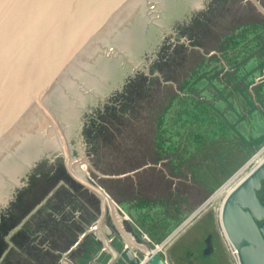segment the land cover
I'll return each instance as SVG.
<instances>
[{
	"label": "water",
	"instance_id": "1",
	"mask_svg": "<svg viewBox=\"0 0 264 264\" xmlns=\"http://www.w3.org/2000/svg\"><path fill=\"white\" fill-rule=\"evenodd\" d=\"M247 52L261 58L250 82L253 68L234 79L230 66ZM207 91L223 103L211 108L216 125H232L211 140L203 132L221 133L215 124L190 128L182 107L190 95L214 102ZM254 110L264 123V0H0V231L13 224L3 240L52 195L32 209L26 191L61 179L93 200L91 226L111 225L128 244V264H168L123 214L158 244L264 143L254 144ZM263 196L264 161L222 205L238 264H264ZM95 238L114 264L105 233ZM80 239L62 253L45 249L66 263Z\"/></svg>",
	"mask_w": 264,
	"mask_h": 264
},
{
	"label": "flooded vegetation",
	"instance_id": "2",
	"mask_svg": "<svg viewBox=\"0 0 264 264\" xmlns=\"http://www.w3.org/2000/svg\"><path fill=\"white\" fill-rule=\"evenodd\" d=\"M153 181L158 182L157 179ZM49 185L50 184L41 185V183H39L35 188H32L30 192L26 191L27 193L25 194L24 199L28 205H25L28 207L30 205L36 204L43 194L48 192ZM143 186L147 187L148 185L144 184ZM75 190L76 187H74V185L71 183H62L61 188H59V186L56 187L55 193L53 192L51 197L47 200V202L50 201L51 204H47L48 207L44 206L41 208V211H38L39 213L36 212V214L26 222L23 230L18 232V236L20 237H18L16 242L13 244H11L12 241L5 242L1 235L2 232L7 231L5 229L10 228L13 224L4 225L2 231H0V255L6 253L5 260L7 263L60 264L59 262L61 256L59 253H54L56 252L55 250L65 252L72 246V244H75L77 238L79 237L78 234H82L86 230V223L89 222L90 216L94 214V202L90 196L83 191L80 193L79 191L76 192L77 190ZM27 197H29V200ZM261 200H264V196L261 198ZM49 209L52 211L48 212ZM72 209H76V211H73ZM53 212L57 214L62 212L61 218L57 217L55 214H52ZM22 213L23 212H21L19 215L16 214L14 216V220L16 221V219ZM43 213L45 214L43 215ZM31 219L35 220L33 221ZM36 220L37 222L35 223ZM28 225L29 227L27 228ZM87 227L90 228V225ZM25 229L26 232L24 231ZM41 231H46L47 233L45 232V235L43 236ZM107 232L108 230L106 229V233ZM107 237L111 236L108 235ZM84 241L87 246L83 244L84 247H82L80 255H78L76 258L75 256L72 257V252L74 250L69 254V259L73 258L72 261L68 259L70 264H90L91 261L97 256V251L103 246L98 240H96L94 233H90L89 236L84 239ZM205 243L206 247H209L207 239L205 240ZM46 247L50 248L54 252L52 253L49 250H46Z\"/></svg>",
	"mask_w": 264,
	"mask_h": 264
},
{
	"label": "rangeland",
	"instance_id": "3",
	"mask_svg": "<svg viewBox=\"0 0 264 264\" xmlns=\"http://www.w3.org/2000/svg\"><path fill=\"white\" fill-rule=\"evenodd\" d=\"M263 146H264V143L257 150H255L237 169H235L218 187H216L198 206H196L178 225H176L158 244H154L151 241L152 242L151 247L158 248L159 244H161L162 241H164L172 232L175 233L179 229V227L182 226L181 224L186 222L196 210L200 209L199 207L201 206V204L207 201L219 188H221V186L225 185V183H227V181H229L238 170H240L243 166H245L247 162H249V160L253 158V155H255ZM78 165L80 168L81 166L84 165L86 167L85 173L83 172L82 173L86 177L92 178L90 176V171L88 170V166L84 161L79 162ZM62 183L64 182L61 179H59L56 182V184L37 203H39L46 195H48L49 192L52 191L51 194H53L56 187L59 186V188H61ZM47 204H51L50 201L44 203L43 205L45 207H48ZM218 204H219V199L215 198V200H213V202L210 205H207L205 207L206 211L204 213L200 214L190 224H188L187 226L179 230L174 235L175 237L172 236V238L173 237L174 238L172 239L171 243L164 250L159 252L158 255L163 257L167 261L168 264H238L237 263L238 261L235 255L232 253L230 246L227 245L228 243L224 239L223 231L221 229L220 222L218 220V208H219ZM35 205L32 207V209L35 208ZM73 211H76V209ZM93 213L94 214L90 216L89 222L86 223L87 226L88 225L91 226L92 223L96 219L97 214L94 211ZM55 215L61 218L62 212L58 214L56 213ZM31 220L34 221L35 219H31ZM36 222L37 220L35 221V223ZM25 224H26L25 222L23 223L19 222L12 229L17 228V227L23 228ZM106 226H107V230L109 231V233L113 235L114 230L110 226L108 225ZM28 227L29 225L27 226V228ZM19 231L20 230L15 232L14 235L10 237V241H12L11 244L16 242V239L20 237L18 236ZM24 231L26 232V229ZM45 232L46 231L44 232L41 231L43 236L45 235ZM206 239L209 240V244H210L209 247H206V243H205ZM83 244L87 246L85 242ZM112 244L113 246L117 248V250H120L119 249L120 244L116 238H114V243L112 242ZM178 244L180 246H177V248H175V246ZM55 251L61 252L59 250H55ZM81 251H82V247L81 248L76 247L74 251L72 252V257L75 256L76 258L78 255H80ZM3 259H4L3 262L0 264H9L6 262L5 257ZM69 260L72 261L73 258H70Z\"/></svg>",
	"mask_w": 264,
	"mask_h": 264
},
{
	"label": "trees",
	"instance_id": "4",
	"mask_svg": "<svg viewBox=\"0 0 264 264\" xmlns=\"http://www.w3.org/2000/svg\"><path fill=\"white\" fill-rule=\"evenodd\" d=\"M254 25V24H252ZM262 25V24H261ZM255 46V43L254 45H252V47ZM257 46V45H256ZM249 55V52H247L246 54H240L238 56H236V59L234 62L231 63L230 66H236V72H235V75L237 76H234V79H237V78H243V76L245 75V72L243 69L247 68L246 70H251L253 68V72L250 73L251 71H249L250 74L247 73L246 75V78L247 80H249L248 82H250L251 80H253L252 78L258 74H260L261 72V67L257 68V69H254V66H255V62L257 63H260L261 61V58L257 57V55H250L252 56L251 59L247 60V59H244L246 56L248 57ZM242 64V65H240ZM198 82V85L201 84V82H204L203 79L199 80ZM206 97L209 98V99H215L217 97H215L214 94L212 93H209L208 91L205 93ZM189 97V101H191L190 103H186V104H182V107H185L187 110L186 111H189V114L184 117L185 120L188 121V126L191 128L193 127V124L195 126V122L197 119H201L203 120L202 122L204 123V121H207L209 120L208 122L209 123H214L215 124V127L216 129L220 130L221 133H212V131L209 133V132H203V137L205 140H211L212 138L216 139L215 137H217L218 135H223L225 136L224 134L226 133H231V128H229V126L231 125L230 124V121L228 122H222V123H219L221 125H216L217 124V121L219 122V120H216L214 119V117L212 116V113H213V110L214 111H220L221 108L223 107V103L220 102V100H218V98H216V100L214 102H211V103H206L205 101L201 100V99H198V98H194L193 96H188ZM186 99V98H185ZM166 104H169L170 107H174L177 103H175V96H172L169 98L168 102ZM168 111L166 110L165 113H167ZM163 115V113H162ZM261 112H259L258 110H254L252 115H251V119H250V122H251V128H252V132H253V139L255 140L254 144H258V147L263 143L264 141V123H262V116H261ZM165 117V116H163ZM161 120V119H160ZM205 125V123H204ZM199 125L197 124L196 127H198ZM232 126V125H231ZM220 128V129H219ZM204 131H206L205 127L203 128ZM237 132L238 134L242 135L244 140L246 139L245 136L242 134V132L240 131H235ZM201 136L200 135L199 137H196L193 136L191 138V142L189 144H194V148L195 147H198L200 145V141H201ZM195 138V140H194ZM257 148V147H256ZM256 148L254 147V150H256ZM171 149L173 150V147H171ZM228 172L229 171H226L225 173H222L221 176H227L228 175ZM221 178L219 179L218 183L220 182ZM177 246H180L179 244L175 246V248H177Z\"/></svg>",
	"mask_w": 264,
	"mask_h": 264
},
{
	"label": "bare ground",
	"instance_id": "5",
	"mask_svg": "<svg viewBox=\"0 0 264 264\" xmlns=\"http://www.w3.org/2000/svg\"><path fill=\"white\" fill-rule=\"evenodd\" d=\"M264 161V150L259 151L256 155L253 156V158L246 164V166L241 169L240 171H238L229 181H227V183H225V185L221 186V188H219L207 201H205L203 204H201V206L199 207L200 209L198 211H196L193 215H191V217L182 225L179 227V229L172 235L174 236L179 230H181L183 227L187 226L188 224H190L194 219H196L200 214L204 213L206 211L205 207L207 205H210L213 200H215V198L219 199V204H218V220L220 222V212H221V208L222 205L225 201V199L227 198V196L237 187V185H239L255 168H257L262 162ZM81 162V161H80ZM85 162V161H84ZM79 163V162H78ZM76 165V167H78V169L81 170V173H85V166H81V168L79 167V165ZM86 163V162H85ZM87 164V163H86ZM82 173V174H83ZM44 207L41 206L40 208ZM45 210V209H44ZM47 210V209H46ZM52 210H48V212H51ZM45 213H43L44 215ZM52 214H56V213H52ZM104 224V225H103ZM104 226L105 223H102V226H95V227H91L92 232L95 234V236H97V234L103 233L104 232ZM221 226V223H220ZM100 228V229H99ZM221 229L223 231V235H224V239L227 241V245L230 246L232 253L235 255L236 259V253H235V249L232 247L230 241L228 240L223 227L221 226ZM90 231V233H92ZM84 233V232H83ZM90 233H87L89 236ZM84 236V234H82L80 237V242L78 244L77 247L81 248L82 242L83 240L87 237ZM172 236L167 240L168 243H166L163 247H167L170 242L172 241ZM83 237V238H82ZM62 253V252H61ZM68 262V260L66 261V263ZM65 263V262H63ZM148 263V258L145 257L143 261L140 262V264H147ZM238 263V262H237Z\"/></svg>",
	"mask_w": 264,
	"mask_h": 264
},
{
	"label": "crops",
	"instance_id": "6",
	"mask_svg": "<svg viewBox=\"0 0 264 264\" xmlns=\"http://www.w3.org/2000/svg\"><path fill=\"white\" fill-rule=\"evenodd\" d=\"M131 223L132 225L142 234V237L145 239V244L151 249V240L147 237V234L144 233L130 218L129 216L124 213L123 214ZM107 225V224H106ZM105 225V228H104V233L106 236L110 235L111 237H107L109 242H110V247L113 249V251H115L117 253L116 255V259L114 261V264H128L129 262V259L127 256L123 255L122 252H123V249L125 250V247H128V249L130 248L128 246V244L126 242L123 241V239L115 232L113 233V235H111V233H109V231L106 233V229H107V226ZM96 225L94 226H90V227H95ZM109 226V225H108ZM81 236L82 234H78V236ZM88 237V236H87ZM86 237V238H87ZM114 238H116L120 244V250H117V248L115 246H113L112 242L114 243ZM85 241L83 240L82 242V245L81 247H83V243ZM131 250L133 251V254L134 255H138L140 252L134 250L131 248ZM105 252V253H103ZM131 253V255H133ZM112 258V255L110 252H108L107 250H105V248L102 246V248L100 250L97 251V256L95 257V259H93L91 261L90 264H106L110 261V259ZM62 264H70V262L68 261L67 263H62Z\"/></svg>",
	"mask_w": 264,
	"mask_h": 264
},
{
	"label": "built area",
	"instance_id": "7",
	"mask_svg": "<svg viewBox=\"0 0 264 264\" xmlns=\"http://www.w3.org/2000/svg\"><path fill=\"white\" fill-rule=\"evenodd\" d=\"M261 150H264V146H263L259 151H261ZM259 151H258V152H259ZM258 152H257V153H258ZM257 153H256V154H257ZM256 154H255V155H256ZM253 156H254V155H253ZM249 161H250V160H249ZM247 163H248V162H247ZM245 166H246V165H245ZM245 166H243L241 169H243ZM241 169H240V170H241ZM240 170H238V171H240ZM238 171H237V172H238ZM237 172H236V173H237ZM236 173H235V174H236ZM233 176H234V175H233ZM233 176H232V177H233ZM196 211H198V210H196ZM196 211H195V212H196ZM195 212H194V213H195ZM194 213H193V214H194ZM193 214H192V215H193ZM184 223H185V222H184ZM184 223H183V224H184ZM183 224H182V225H183ZM173 234H174V232H172V233H171V234H170V235H169L164 241H162V243L159 244L158 248L155 247V248H153V249L157 250V253H159V252H161L162 250H164L166 247H163V246H164L166 243H168L167 239L170 238ZM170 243H171V242H170ZM232 251H233V250H232Z\"/></svg>",
	"mask_w": 264,
	"mask_h": 264
}]
</instances>
